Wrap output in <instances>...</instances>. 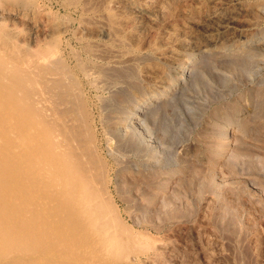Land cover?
I'll return each instance as SVG.
<instances>
[{
	"label": "rangeland",
	"instance_id": "1",
	"mask_svg": "<svg viewBox=\"0 0 264 264\" xmlns=\"http://www.w3.org/2000/svg\"><path fill=\"white\" fill-rule=\"evenodd\" d=\"M69 1L0 0V49L60 38L136 264H264V0Z\"/></svg>",
	"mask_w": 264,
	"mask_h": 264
},
{
	"label": "bare ground",
	"instance_id": "2",
	"mask_svg": "<svg viewBox=\"0 0 264 264\" xmlns=\"http://www.w3.org/2000/svg\"><path fill=\"white\" fill-rule=\"evenodd\" d=\"M57 42L9 57L0 49V264H136L148 242L117 214L86 104L60 67ZM50 92L70 103L66 117L48 107Z\"/></svg>",
	"mask_w": 264,
	"mask_h": 264
}]
</instances>
